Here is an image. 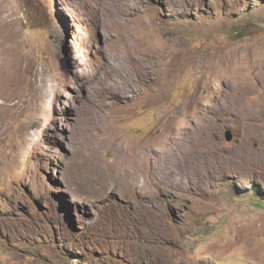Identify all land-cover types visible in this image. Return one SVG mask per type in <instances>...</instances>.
<instances>
[{
  "label": "rangeland",
  "instance_id": "1",
  "mask_svg": "<svg viewBox=\"0 0 264 264\" xmlns=\"http://www.w3.org/2000/svg\"><path fill=\"white\" fill-rule=\"evenodd\" d=\"M0 264H264V0H0Z\"/></svg>",
  "mask_w": 264,
  "mask_h": 264
},
{
  "label": "bare ground",
  "instance_id": "2",
  "mask_svg": "<svg viewBox=\"0 0 264 264\" xmlns=\"http://www.w3.org/2000/svg\"><path fill=\"white\" fill-rule=\"evenodd\" d=\"M204 125H205V119L203 118V116H201V117L198 118V120L195 123H192L193 131L188 130L189 132L187 133V135L182 138L183 141H180V140L178 141L177 140L178 142L175 143V146H172V144L175 141H172L173 138H169V140L172 141V142L169 145H166V147H165V149L163 151L160 150L161 151L160 154L158 153V150L157 151H154L156 149L155 144L151 145V144L148 143L146 145L141 146L140 147V149L142 150V153L140 155L141 156V159L139 161L134 162V156H135L134 153L136 151V148H137L136 147L135 150L132 152L131 158L130 159L128 158L130 160L129 163H126L124 161L126 164L124 163L123 165H120V166H116V167L111 168V171L107 172L103 176V186L107 190L111 189L113 186H117V187H121V188L122 187L123 188H126L128 186H132L133 183L136 181V179L139 178V176L140 177L143 176L142 178L146 179V175H147L146 172H145V169L146 168H149L148 170L151 173H154V172H156L155 171L156 170V165L158 166L160 164L161 166H164V167L168 168V166H167L168 163L167 162L170 161V160H174L176 162H179L180 159L181 160H186L187 158L194 157L196 155L200 159H203L204 158V152L207 151L206 148L203 146V143H202V133L204 131ZM174 138L176 139V136ZM158 148H159V146H158ZM170 148H172V149H170ZM212 148L214 149L215 148V145L212 144ZM150 151H151L152 154H149ZM176 151H177L176 157H174V156L173 157L172 156L170 157V155L173 154V153H175ZM196 163H199V162H196ZM174 165H176V164H174ZM182 165H184V163ZM164 167H162V168L164 169ZM171 167H169V168H171ZM201 170H203V169H201ZM164 171H165V173L161 176V178L154 176L155 177L154 178L155 179V182L157 181L156 184H155V186H154L155 189H156V191H158L160 189V186L159 185H161V184L164 185V184L167 183V182L165 183L163 181V179L165 178V175L168 172H170V169H167V170L165 169ZM197 171H199V170H197ZM171 173H172V171H171ZM144 182L141 183V189H143L145 187L144 186ZM152 191H154V189H152ZM95 192H96L95 190L92 191V193H95Z\"/></svg>",
  "mask_w": 264,
  "mask_h": 264
},
{
  "label": "water",
  "instance_id": "3",
  "mask_svg": "<svg viewBox=\"0 0 264 264\" xmlns=\"http://www.w3.org/2000/svg\"><path fill=\"white\" fill-rule=\"evenodd\" d=\"M226 140H230L231 139V134L229 131L226 132Z\"/></svg>",
  "mask_w": 264,
  "mask_h": 264
}]
</instances>
